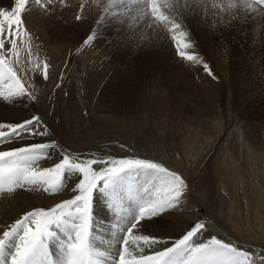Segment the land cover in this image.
<instances>
[{
  "label": "rangeland",
  "instance_id": "374dc122",
  "mask_svg": "<svg viewBox=\"0 0 264 264\" xmlns=\"http://www.w3.org/2000/svg\"><path fill=\"white\" fill-rule=\"evenodd\" d=\"M244 1L253 5L255 8L258 7L257 0ZM42 2H46V0H42ZM80 5L84 8V13L81 14V20L77 21L75 16L80 11ZM234 5V0H157L159 14L163 19H157L152 14L149 0H63V2H61V0H56L54 4L48 5L47 10L41 7L43 13H46H44L46 16L50 15L49 18H46L48 21L42 24L45 26V32H43L45 37L47 38L49 36L48 39L54 38L58 41L60 40L59 42L66 44V46L68 45L67 47L69 49L64 53L66 55L56 54L58 57L55 55L54 59L53 56L49 54L47 45L40 37L32 34L27 28L31 35L30 44L33 49V55L38 57L41 62L47 60L51 65L49 79L44 81L39 74L31 71V65L27 63V54L24 52L21 54L22 65L18 66L17 71L21 79L25 82L31 95L35 97V100H32L33 107L35 108V113L32 116L39 115L41 117L42 121L48 126L49 135L47 139H45V137H36L34 141L25 140L18 143L26 144L54 141L61 148L73 155L88 154L94 151L93 153L99 157H107L109 155L118 156L110 154V152L105 149L106 146L99 150V148H91L92 144L90 143H83L82 145L75 144L74 141L78 136L86 139V142L95 139L99 140L101 137H104L103 133H112L117 138L115 137V141L108 138L111 140L110 144L118 148L120 152H126L128 155L154 160L168 167L170 170L177 171L181 174L188 185V193L189 195L191 194V199L188 200L197 201L202 204L203 215L200 221L205 223L206 230L213 233L212 224H216L213 215L214 212L216 215H219V208L222 204L215 198L216 190H214L213 186L210 184V175L215 171L214 163L217 155H219V151L227 144L225 137L220 138V136L218 139L214 140V142L206 141L208 135L216 133L214 130V123L216 122L210 121L208 125L212 128L211 132H209L208 128L204 129L201 133L204 134L205 138L202 136L196 140V144L199 145L200 148L198 149V158L203 157L204 150H212L209 151L210 154H206L204 159H199V161L204 164L199 168V172H197L196 175L193 174V172L192 174H188V172H185L184 167L178 168L180 170L175 169L176 166L174 164L157 156L159 154L155 152L156 150H152L153 156L145 154L148 153V149L144 146L146 142L143 139L145 133H140L139 125L140 123L142 125V120L143 122L150 121L149 125L156 124V126L158 125V127L163 130V134L167 140L158 139V141L155 142L160 150L171 148L172 143L174 144L173 147L175 146L176 148L179 144V135L188 140V133H182L178 130V123H184L185 120H176L181 116L175 117L174 113L166 109L165 106L162 108V103L159 101V98L161 97L163 99L166 95V97H170L171 100L177 104H179V102L186 103L191 89L195 88L192 83L194 79L192 78L202 81L207 77L222 93V102L219 108L212 105V113H215L216 110L220 111L221 114L224 113L225 119H223V121L228 124L229 118H236L242 121L249 116L252 117L253 110H256L258 113L256 121L263 122L264 126V105L255 108L246 102L233 103L229 99L228 83L225 74L226 68H231L232 65V67L236 68L238 71L244 69L242 76L249 74L250 76L253 75L257 77L256 74L245 73L247 70L246 68H248V62H250L249 58L252 55L251 52L248 51L249 49L252 51V49L247 48L248 50H245V47L263 46L258 54V65L255 64L256 66H254L257 70L254 69L259 73L258 80L264 84V14L255 13L262 22L261 26L254 24V28L253 24L246 22L247 28L242 31L244 17L239 15L243 17L239 20L236 15H232L229 11ZM29 6L38 8L41 5L37 4L35 0H30ZM12 8L13 7L0 6V10H10ZM33 11L35 10H30L28 8L26 13H31ZM51 13H54V15ZM251 16L253 17L254 14L252 13ZM100 17H103L104 20L101 21ZM174 25H180L182 30L188 31L189 42L194 45V47L188 51L191 54L201 56L203 60L208 63L216 79H212L208 76L202 65H194L177 56L174 42L171 40V29ZM258 28L260 29L257 30ZM238 30L242 31L239 36ZM93 32H96L95 40L90 45H84V39ZM20 46L23 48L22 44ZM7 47L8 45L6 44V48ZM92 51L99 53V60H88V53ZM251 58H255L256 60V54H254V52ZM111 60L114 68L117 66V77H125L122 80H117V98L113 101L114 104H117V108L119 109V112L116 111L118 117L117 123L125 120H119L121 116H130L126 118L128 121H125L124 127H121L122 129L119 128L118 125V128L109 125L108 120L110 117L105 116L107 115L105 111H107L106 106H109L110 103L99 99L100 90L102 89L100 86L101 84H96L95 88H93V86H90L87 82L89 76L93 75L94 70H97L98 63L101 61L110 63ZM250 67H253V65ZM112 73L113 71L110 73L108 79L111 77ZM62 74L63 81L61 82ZM108 79H106V81H108ZM58 83L60 87H57ZM104 85L105 83L103 86ZM73 95L75 101L70 98ZM63 99L66 101L68 99L65 107L62 106ZM71 100L79 109L73 108L74 114L70 115L69 119L67 116L66 120L64 112L67 114L70 112L68 108ZM90 101L93 102L91 103ZM16 104L8 105L14 107V109L18 111L20 118L17 119V122L32 117L27 111H23L22 103ZM186 106H189V103L183 105V113L186 112ZM127 107L128 109H126ZM174 107L176 108L177 105ZM102 109H104V112H101ZM206 109L207 107H205V115H207ZM91 110L95 111L93 115L90 113ZM120 110L123 111L121 112ZM169 115L173 118L171 119ZM145 116L149 119L144 120L143 117ZM135 117L136 119L133 125H129L132 118ZM214 119L219 122L221 118L218 119L214 117ZM210 120H212V117H210ZM4 122L15 123L16 120L11 119V121L6 120ZM247 123L249 122H245V124ZM154 125L152 129L160 133L158 130L159 128ZM73 132L76 133V137ZM121 137H125V140L121 139ZM132 138L136 140L131 141ZM77 140L80 141V139ZM234 140L235 138L232 139V141ZM142 141L144 143H142ZM131 142L135 147L137 146L136 149H139L140 152H138V154L133 153L132 149H130ZM18 143L6 144L4 147H15ZM120 145H124L125 147L122 148ZM92 149L94 150L92 151ZM145 149L147 151H145ZM89 150L91 152H87ZM96 150L99 151L97 152ZM55 151L58 152V150H52L51 157H49L50 159L42 162L44 166L46 162L53 160ZM104 151L106 153H103ZM179 156L180 154L176 155L177 160H180ZM221 167L214 173L216 188L218 187L222 174ZM245 173L247 172L244 170V174ZM78 179V176H71L68 178V181H77ZM246 187L248 193L251 191H253V193L258 191L256 186L247 182ZM36 193L40 194L41 192ZM97 196L94 201V214L95 211H98L97 208L100 205L104 206L103 203H97ZM184 201L181 207L182 210L179 211V213L175 210L178 214L186 215L187 213L185 209L189 203ZM127 206L134 207L131 202H126V207ZM108 207L109 206H107L106 209H108ZM109 210L112 211L111 208H109ZM167 213L169 214L170 211ZM167 213L163 216L154 218V220H156V225L152 226V231L155 230L154 232H157L161 229L165 230L164 227H167L170 219ZM121 215H123V210L121 211ZM105 225L107 226V224L104 223L99 234L104 237L103 240L105 241L101 246L108 248L106 246H109V240L107 239L106 241V238L109 230H107L108 228ZM245 243L247 244L246 247H253L252 244L248 242ZM117 246L118 249H116ZM113 250L118 251L119 245H116ZM254 256L257 257V255ZM254 256L253 258H256Z\"/></svg>",
  "mask_w": 264,
  "mask_h": 264
},
{
  "label": "snow or ice",
  "instance_id": "6c2138e0",
  "mask_svg": "<svg viewBox=\"0 0 264 264\" xmlns=\"http://www.w3.org/2000/svg\"><path fill=\"white\" fill-rule=\"evenodd\" d=\"M35 2L47 10L56 0ZM149 3L152 14L163 19L157 0ZM29 4L30 0H14L12 9L0 10V100L9 104L19 98L35 100L17 71L22 65V52L27 54L31 71L44 81L49 79L51 65L33 55L31 35L25 26ZM257 5L253 14H264V0H257ZM82 13L80 5L77 21ZM171 32L177 56L202 65L207 75L216 79L208 63L188 51L194 47L188 31L174 25ZM95 38L93 32L83 44L90 45ZM48 135V126L39 115L15 123L0 121V195L13 194L17 189L49 195L71 193L50 208H33L0 225V264H102L96 257L106 253L97 251L93 244L97 195L104 196L116 214L109 249L111 252L119 245V250L114 255L107 254L110 264H256L254 253L234 242L215 235L202 240L206 230L203 221L194 223L171 243L144 230L146 222L180 209L186 199L188 185L182 175L161 163L134 155H73L54 141L4 147ZM52 150H58L60 159L44 166L42 162L49 159ZM71 176L79 179L69 186ZM125 202L134 207H126Z\"/></svg>",
  "mask_w": 264,
  "mask_h": 264
},
{
  "label": "bare ground",
  "instance_id": "6f19581e",
  "mask_svg": "<svg viewBox=\"0 0 264 264\" xmlns=\"http://www.w3.org/2000/svg\"><path fill=\"white\" fill-rule=\"evenodd\" d=\"M234 2L235 5L231 9H229V11L232 15H236L239 20H241L244 17V25L242 27V31L247 28L246 22L253 24V26L254 24H256L257 26H261L262 22L261 20H259V17L256 15L257 13L254 14L253 17L251 16L253 10L255 9L253 5L246 3V1L244 0H234ZM0 6L9 7V8L14 7V0H0ZM29 9L35 10L31 13H26V17L24 19L26 27L29 29V31L32 34H35L36 36L40 37V39L47 45L48 52L53 56L54 59H55L54 56L56 54L66 55L64 53L68 51L69 49L67 47L68 45L66 46V44H63L62 42H59L60 40L58 41L54 38L48 39L49 36L46 38L45 35L43 34V32H45L44 30L45 26L42 24H44L45 21H48L46 20V18H49L50 15L48 14L49 16H46L45 15L46 13L44 12L45 13L44 14L42 11L43 8L41 9V6L38 8L29 6ZM51 14L54 15V13ZM239 15H242L243 17ZM259 29L260 28H258L257 30ZM242 31L238 30L239 33L238 36ZM261 47L263 46L258 45L256 47L254 46L245 47V50L247 48L252 49V51L250 49L249 50L247 49L248 51L251 52L252 55L253 52L254 54H256V60L255 58H251L252 55L250 56L249 58L250 62H248V68H246L247 70L245 73H253L256 74L257 77L253 75L250 76L249 74H245L244 76H242V74L244 73V69L238 71L236 68H233L232 65L231 68L225 69V74L228 83V94L231 102L233 103L246 102L248 104H251L255 108L264 105V84H262V82L258 80L259 73L258 71H255L256 67H254L256 66L255 64L259 62L258 54L262 49ZM56 57L58 56L56 55ZM99 57H100L99 53H95L93 51L89 52L87 56L88 60H95V61L99 60ZM112 63H113L112 60L110 63H106V61H101L100 63H98L97 70H94L93 75L89 76L87 82L89 83L90 86L92 85L93 88H95L96 84L98 85L101 84L100 86L102 87V89L100 90L99 87V90L101 91L99 94V99L110 103L109 106H106L107 111H105L107 112V115L105 116L110 117L108 120L109 125L110 126L113 125L114 128H116L117 125L119 128L121 127L123 128L125 121H128V119L126 118L130 116H121L119 120H123V119L125 120L120 123H117L118 117L116 111L119 112V109L117 108V104H114L113 101L114 99L117 98V80L118 81L122 80L125 77L123 76L117 77V66L114 68ZM252 65L253 67H250ZM112 71L113 73L111 77L108 79ZM106 79H108V81H106ZM192 79L195 80L192 81L195 88L191 89V93L188 96L186 103L179 102V104H177L176 102H173L170 97H166V95L165 97H163V99L161 97L159 98V101L162 103L161 104L162 108L163 106H165L166 109L174 113L175 117L181 116L176 120H180V121L182 119L185 120L184 123L177 122L178 130L182 133H188L187 134L188 140H186L185 137L179 135V144L176 146V148L175 146L173 147L174 144L172 143L171 148L160 150L156 146L155 142L158 141V139L167 140V138L163 134V130L159 128L158 125L156 126V124L155 125L153 124L155 127L159 128L158 130L160 131V133H157L154 129H152L153 125L151 124H150L151 126L149 125L150 121L143 122L142 120V125L140 123L139 128H140V133H145V137L143 139L146 142L144 146L145 148L148 149V151L145 149V151L148 152L145 154H147L148 156H153L152 150H156L155 152H158L159 154L157 156H159L161 159H166L170 163L174 164L176 166L175 169L180 170L178 168L184 167L185 172H188V174H192L193 172V174L196 175L197 172H199V168L204 164L203 162L199 161V159L201 158L204 159L206 154L208 153L210 154L209 151H212V150H204L203 157L198 158V154H199L198 149L200 148L199 145L196 144V140L202 136L205 138L204 134L201 133L204 129L208 128L209 132H211L212 128L211 126L208 125L210 121L216 122L214 123L215 125L214 130L216 133L208 135L206 141L214 142V140L218 139L219 136L220 138L225 137L227 141L226 146L219 151V155H217V158L214 163L215 171L222 166L221 167L222 174L220 176V182L218 183L217 188H216V179L214 175L215 171L213 174L210 175L211 178L210 184L213 186V189L216 190L215 198L220 204H222V206L219 208V213H218L219 215H216V213L214 212L213 218L216 224L215 223L212 224L213 233L209 230H206L201 236V239L206 241L211 236L215 235L217 238L224 239L225 241L234 242L238 247H241L243 250L249 251L251 253H254V255H257V257L254 256L256 258H253L256 264H264V126H263V122L256 121L258 117V113L256 112V110H253L252 117L249 116L243 119L242 121L237 120L236 118L235 119L229 118V122L228 124H226V122L223 121V119H225L224 113L221 114V112L218 110H216L215 113H212L213 110L211 108L212 105L219 108L222 102L221 90L218 87H216L214 84H212L207 77H205L202 81H198L196 78H192ZM104 83L105 85L103 86ZM70 98L75 101L74 95L71 96ZM72 100L71 103H69V108H68L70 112H68V114L64 112V117L66 118V120H67V116L69 119V116L74 114L73 108H78V106L76 107V104L72 103ZM67 101L65 99L62 100L63 107H65ZM90 102L92 103L93 101ZM16 103L17 104L22 103L23 111H27V113H29L30 116H32L35 113V108L33 107V101L27 98H19L11 104L0 100V121H6V120L11 121L12 119V120H16L17 122V119L20 118V115L18 111L14 109V107L9 106V105H15ZM188 103L189 106H186L185 108L186 112L183 113L182 107L183 105H187ZM175 105H177L176 108L174 107ZM205 107H207L206 109L207 115H205ZM126 109H128V107ZM101 112H104V109H102ZM90 113H92L93 115L95 111L91 110ZM169 116L171 117V115ZM210 117H212V120H210ZM214 117L221 119L218 122L215 121ZM172 118L173 117H171V119ZM135 119L136 117L132 118V121L131 123H129V125H133ZM143 119L148 120L149 118L147 119V117L145 116L143 117ZM245 122H249V123L245 124ZM103 134L104 137H101L99 140L95 139L93 141L90 140L86 142V139L78 136L77 139H80V141H78L75 138L74 141L75 144H82V145L83 143L85 144L90 143L92 144L91 148L92 147L94 149L99 148V150H101L103 147L106 146L105 149L108 150L110 154H115L118 156L128 155L126 152H120L118 148L111 146L112 145L110 144L111 140L115 141L117 138L115 135H113L112 133H103ZM74 136L75 137L77 136L76 133L74 134ZM44 137L45 139L48 138V136H44ZM108 138H111V140ZM233 138H235L234 141H232ZM121 139L125 140V137H121ZM133 140L136 139L132 138L131 141ZM142 143L144 142L142 141ZM130 145H131L130 149H132L133 153L138 154V152H140L139 149H136L137 146L135 147V145L132 142L130 143ZM9 147L11 146H7V148ZM94 149H92V151ZM99 150L96 151L98 152ZM87 152H91V151L89 150ZM93 152L88 153V155L92 154ZM103 153L106 152L104 151ZM177 154H180L179 156L180 160L176 159ZM53 156H54L53 160L48 161L46 163L44 162L45 166H50L56 163L60 159L59 152L55 151ZM244 170L247 173L244 174ZM76 182L77 181L75 180H70L68 181V185L71 186ZM246 182L256 186L258 191L254 193L253 191H251L248 193ZM69 195H71V193H67V192L64 193L63 195H59V194L49 195L42 192L38 194L36 192H30L25 189H17L16 192L13 194L4 193L3 195H0V225L10 222L11 220L15 219L17 216L21 215L26 211L32 210L33 208H37V207L50 208L54 206L55 203L59 202L61 199L68 198ZM185 197L186 199H184L185 201L184 200L183 201L189 203V205L185 209V212H187L186 215L178 214L179 211L182 210L181 208L176 210L178 213L175 212V210H172L173 212L170 211L169 214L167 213L170 219L167 224V227H164L165 230L161 229L157 232H154L155 230L152 231L151 230L152 226L156 225L155 223L156 220L154 219L150 222L145 223L144 230L154 236L167 238L169 239L170 243L176 239L181 238L182 235L194 223L201 220L203 215L202 204H200L197 201L188 200L191 199L190 198L191 194L189 195L188 189L185 193ZM96 201L98 204L103 203L104 206L98 205L100 208L98 207L97 208L98 211H95L96 227H95L93 244L97 251L106 253V256L97 257V259L101 260L103 264H110V262L107 259V254L114 255V252H116L117 250L112 249L110 252L109 246H106L108 248H104L103 246H101L102 244H104L105 241L103 240L104 237H102L99 234V231L101 227H103L104 223L107 224V226L106 225L105 226L108 228L107 230L109 231H108V236L106 234L107 236L106 241L107 239L110 241L112 239V236L109 233H112V225L116 223V214L113 211L109 210V207L108 209H106L108 206L107 204L109 202L105 199L104 196L98 195ZM125 206H126V202H125ZM245 242L252 244L253 247L252 248L246 247L247 244ZM116 249H118V246Z\"/></svg>",
  "mask_w": 264,
  "mask_h": 264
}]
</instances>
